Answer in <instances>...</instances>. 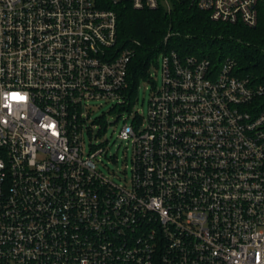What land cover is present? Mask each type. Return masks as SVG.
Listing matches in <instances>:
<instances>
[{
  "label": "built area",
  "instance_id": "1",
  "mask_svg": "<svg viewBox=\"0 0 264 264\" xmlns=\"http://www.w3.org/2000/svg\"><path fill=\"white\" fill-rule=\"evenodd\" d=\"M191 1L258 21V0ZM132 54L98 0H0V264H264V83L230 58L160 55L147 114L119 132L132 164L117 182L104 148L85 151L84 109L128 103Z\"/></svg>",
  "mask_w": 264,
  "mask_h": 264
},
{
  "label": "trees",
  "instance_id": "2",
  "mask_svg": "<svg viewBox=\"0 0 264 264\" xmlns=\"http://www.w3.org/2000/svg\"><path fill=\"white\" fill-rule=\"evenodd\" d=\"M159 0L157 8H134L128 0H98L117 13V48L131 49L125 94L129 107L140 82L150 80L151 68L159 66L160 55L175 51L180 56L208 58L220 66L228 58L235 72L264 83V0H258L254 26L241 21L214 20L210 12L191 0ZM264 104V95L260 97Z\"/></svg>",
  "mask_w": 264,
  "mask_h": 264
},
{
  "label": "rangeland",
  "instance_id": "3",
  "mask_svg": "<svg viewBox=\"0 0 264 264\" xmlns=\"http://www.w3.org/2000/svg\"><path fill=\"white\" fill-rule=\"evenodd\" d=\"M151 76L152 79L140 82L129 107L128 103L120 105L110 99H95L89 102L90 109H84L90 124L83 132L85 151L96 146L104 148L105 151L95 157V162L100 171L113 176L117 182L129 181L132 164L131 144L121 139L119 132L125 122H132V113L138 112L142 117L147 114L152 92L162 84L160 66L152 65Z\"/></svg>",
  "mask_w": 264,
  "mask_h": 264
}]
</instances>
